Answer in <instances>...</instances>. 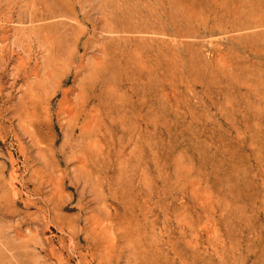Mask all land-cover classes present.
<instances>
[{
	"label": "rangeland",
	"instance_id": "rangeland-1",
	"mask_svg": "<svg viewBox=\"0 0 264 264\" xmlns=\"http://www.w3.org/2000/svg\"><path fill=\"white\" fill-rule=\"evenodd\" d=\"M0 264H264V0H0Z\"/></svg>",
	"mask_w": 264,
	"mask_h": 264
},
{
	"label": "bare ground",
	"instance_id": "bare-ground-1",
	"mask_svg": "<svg viewBox=\"0 0 264 264\" xmlns=\"http://www.w3.org/2000/svg\"><path fill=\"white\" fill-rule=\"evenodd\" d=\"M11 4V3H10ZM49 7V6H48ZM49 9H50V7H49ZM54 12H51V14H50V16L53 14ZM59 14V13H58ZM62 14V13H61ZM53 15H56V14H53ZM52 15V16H53ZM67 15V14H66ZM50 16H49V18H50ZM61 16V15H60ZM55 18H58V16H54ZM65 17V16H64ZM54 21V20H53ZM32 23V22H31ZM62 24V23H61ZM112 27V26H111ZM64 28V27H63ZM35 29V28H34ZM108 30H109V33H110V31H114L115 32V30H112V29H109L108 28ZM60 37V36H59ZM76 44V43H75ZM43 45V44H42ZM80 79V78H79ZM82 81V80H81ZM67 102V101H66ZM66 105H67V103H66ZM72 105V104H71ZM70 105V106H71ZM69 106V105H68ZM70 108V107H69ZM76 109H77V107H76ZM76 109H74V107H73V109H70V110H67V112H66V114H67V117H69L68 119H70V118H72V116H74V117H77L78 116V114H79V109H78V111L76 110ZM84 109H85V107H84ZM86 110V109H85ZM88 111V110H87ZM84 113V112H83ZM81 114V113H80ZM84 116V115H83ZM86 116V115H85ZM47 117H48V115H47ZM67 119V118H66ZM85 122V121H84ZM89 124V123H88ZM88 124L86 125V127H88Z\"/></svg>",
	"mask_w": 264,
	"mask_h": 264
}]
</instances>
